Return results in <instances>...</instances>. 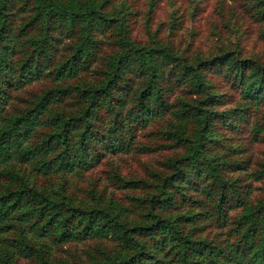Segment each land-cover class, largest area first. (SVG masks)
I'll return each mask as SVG.
<instances>
[{
    "label": "trees",
    "instance_id": "trees-1",
    "mask_svg": "<svg viewBox=\"0 0 264 264\" xmlns=\"http://www.w3.org/2000/svg\"><path fill=\"white\" fill-rule=\"evenodd\" d=\"M160 1L0 0V264H264V0Z\"/></svg>",
    "mask_w": 264,
    "mask_h": 264
},
{
    "label": "rangeland",
    "instance_id": "rangeland-1",
    "mask_svg": "<svg viewBox=\"0 0 264 264\" xmlns=\"http://www.w3.org/2000/svg\"><path fill=\"white\" fill-rule=\"evenodd\" d=\"M167 0H161L159 2V7L157 8V14H159L161 11V14L166 12V10L163 9V6L168 7ZM215 0H204V2L200 3V10H199V22L198 24L200 26L195 27L199 28V33L201 35V41L202 43H208L209 41H212L214 37L212 29H209L208 25L210 24V18H217V16L214 14V5ZM215 16V17H214ZM195 25V23L193 24ZM196 26V25H195ZM208 28V29H207ZM260 25L253 23L252 29L250 31V37L251 39L248 41L247 44L248 47H250L253 52L256 54H259L261 58L264 60V42L261 41L258 37V32H260ZM140 30V29H139ZM140 32H142L140 30ZM143 141H146L145 139H142ZM159 157H162L160 153H150V154H138V153H125L118 156H113V168H116L119 170V172L125 176H146L147 171L149 170L148 167H153L157 165V159ZM89 175L86 176V179L91 178L90 180H74L72 181L74 187L82 188V191H87V189L90 188L91 184H96L94 188L96 187V191L101 190V187L104 183L107 184V191L113 190V186L110 183V180L107 178L108 176V166L106 164H102L99 167H97L93 172H89ZM91 176V177H89ZM100 177L99 179H96L97 177ZM92 180V181H91ZM77 182V183H76ZM117 193H120L119 191H116ZM78 193V192H77ZM80 193V192H79ZM84 193V192H83Z\"/></svg>",
    "mask_w": 264,
    "mask_h": 264
}]
</instances>
